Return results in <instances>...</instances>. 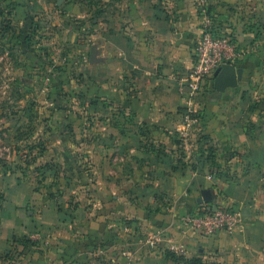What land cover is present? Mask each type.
<instances>
[{"label": "crops", "instance_id": "1", "mask_svg": "<svg viewBox=\"0 0 264 264\" xmlns=\"http://www.w3.org/2000/svg\"><path fill=\"white\" fill-rule=\"evenodd\" d=\"M158 1L124 0L116 15L110 13V20L103 24L102 54L96 59L102 66L103 107L112 113L110 132L104 137L109 144L101 150L105 160L96 171V184L104 206V252L113 257L115 264L122 263L125 256L128 264L141 263L143 247L137 239L144 234L147 243L152 239L160 246L156 251L148 248L146 254L166 251L185 258L198 247L203 252L206 246L222 248L264 237V201L260 202L264 193H258L257 188L264 179L253 173L258 166H264V95L258 101L261 103L252 107L254 96L244 94L257 87L240 84L243 79L237 87L225 91L214 87L215 93L209 91L208 106L217 99V111L205 123L212 138L224 146V153L215 150L217 159L222 154L224 158L229 155L231 166H236L239 156L229 154L231 147L242 153L247 150L252 176L246 180L233 182L224 175L211 180L205 171L217 164L207 155L196 166L187 159L186 164L179 162L178 158L190 156L174 150L172 137L174 131L183 133L187 95L183 78L194 63L207 7L218 14L225 27L222 32L232 31L233 39L246 46L249 54L238 64L244 68L243 78L251 64V44L261 36L247 24H228L232 22L231 15L230 20L222 18L221 9L231 0H208L206 9L200 0H162L169 5L163 7L156 4ZM93 37L92 32L86 41ZM96 62L91 61L93 65ZM145 129L150 131L148 136L142 133ZM158 143L164 147L156 148ZM150 144L154 149L149 148ZM112 156L117 160L111 161ZM213 184H217L215 190H224L226 198L216 199L217 193L210 189ZM0 188V264H94L88 245L96 229L82 201L62 210L53 200L42 204V199L22 182H1ZM207 189L215 195L214 204L240 208L244 223L236 231L206 234L183 223L185 214L205 202L198 199ZM160 190L168 196H159ZM165 204L169 205L167 210L163 208ZM80 231L89 235L86 247L77 238L81 233L76 232Z\"/></svg>", "mask_w": 264, "mask_h": 264}, {"label": "rangeland", "instance_id": "2", "mask_svg": "<svg viewBox=\"0 0 264 264\" xmlns=\"http://www.w3.org/2000/svg\"><path fill=\"white\" fill-rule=\"evenodd\" d=\"M123 1L0 0V185L1 182H22L33 190L36 198L42 199V204L53 200L62 210L70 208L77 200L82 201L96 229L88 245L93 251L94 264L115 263L113 257L104 252V206L96 184V171L102 168L105 160L101 150L109 144L104 137L110 132L108 122L112 113L103 107L102 66L96 61L95 65L91 63V50L95 45L97 57L102 54L103 24L110 20V13L111 16L118 13ZM156 4L169 6L162 0ZM226 5L221 10L224 12L222 18L230 20L232 16L228 24H247L261 36L251 44V64L240 82L257 87L256 90L250 87V93L244 92L254 96L251 102L255 107L264 95V0H231ZM92 32L93 40L86 41V36ZM236 42L246 47L239 40ZM210 90L215 93L214 80L207 82L196 100L199 122L186 133L174 131L172 134L174 150L190 156L178 158L181 163L186 164L187 159L196 166L203 155L210 156L216 149L224 153V146L205 128V123L217 111V99L208 106ZM163 147V144H156L158 149ZM231 148L229 154L239 156L238 164L231 166L229 155L212 159L217 167L205 171L207 177L212 176L211 180L224 175L236 182L252 176L247 150L242 153ZM111 159L117 160L113 156ZM253 173L264 179V166H258ZM99 179L102 180V176ZM258 184V193L260 190L264 193V180ZM216 186L213 184L210 188L217 193L216 199L218 196L226 198L224 190H215ZM159 192V196H168ZM0 196H3L2 188ZM214 196L212 192V200L208 202L215 203ZM260 198L263 202L264 194ZM163 208L167 210L169 205ZM38 214L36 211V217ZM86 235L77 236L82 240V247H86ZM147 239L145 234L137 239L143 247L140 264H191L170 261L165 256L166 251L153 256L146 254L148 248L156 251L160 247L152 239L148 244ZM127 240L132 243L131 238ZM200 248L189 258L205 264H264V237L222 248L206 246L203 252ZM127 261L125 256L122 263L117 264H128Z\"/></svg>", "mask_w": 264, "mask_h": 264}, {"label": "built area", "instance_id": "3", "mask_svg": "<svg viewBox=\"0 0 264 264\" xmlns=\"http://www.w3.org/2000/svg\"><path fill=\"white\" fill-rule=\"evenodd\" d=\"M206 9L208 0H200ZM207 11V10H206ZM207 13V12H206ZM202 36L195 48V60L187 76L183 78L186 87L183 133L199 122L197 98L209 80H214L215 72L225 63L238 65L248 51L241 47L230 34L213 31V22L209 16L204 19ZM212 179V176H209ZM183 223L191 230L200 233L213 234L221 230L236 231L243 225L244 219L239 207L232 204L218 206L203 202L196 211L182 217Z\"/></svg>", "mask_w": 264, "mask_h": 264}, {"label": "water", "instance_id": "4", "mask_svg": "<svg viewBox=\"0 0 264 264\" xmlns=\"http://www.w3.org/2000/svg\"><path fill=\"white\" fill-rule=\"evenodd\" d=\"M97 47L94 45L91 50V61L94 62L97 59ZM244 68L231 63H225L221 68L215 72L214 87L218 91H225L227 88H235L239 85V82L243 79ZM212 200V192L210 190H204L202 196L198 201H210Z\"/></svg>", "mask_w": 264, "mask_h": 264}, {"label": "trees", "instance_id": "5", "mask_svg": "<svg viewBox=\"0 0 264 264\" xmlns=\"http://www.w3.org/2000/svg\"><path fill=\"white\" fill-rule=\"evenodd\" d=\"M207 13H208V16L211 18V20L213 22V31L218 33V34H222V25H221L220 20L218 19V17H219L218 14L214 13V8H212L211 6H208L207 7ZM183 112H184V114L186 113V108L183 110ZM196 117H198L197 114H196ZM142 133H143L144 136H148L150 131L145 129ZM146 145H148V144H146ZM149 148L150 149H154L153 144L149 145ZM208 157L210 159H215L216 158L215 151L213 152L212 155H210ZM0 198H2V196H0ZM166 257L169 260H172V261H175V262H178V263L185 262V263H191V264H205L201 260L193 259V258H185L184 256H178L175 253H171V252H167ZM214 264H217V263H214Z\"/></svg>", "mask_w": 264, "mask_h": 264}]
</instances>
